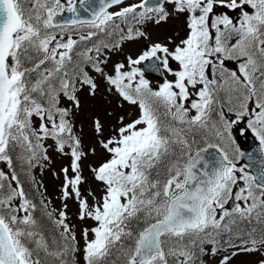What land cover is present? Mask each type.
Segmentation results:
<instances>
[{"label": "snow or ice", "instance_id": "6c2138e0", "mask_svg": "<svg viewBox=\"0 0 264 264\" xmlns=\"http://www.w3.org/2000/svg\"><path fill=\"white\" fill-rule=\"evenodd\" d=\"M241 255L264 264V0H0V264Z\"/></svg>", "mask_w": 264, "mask_h": 264}, {"label": "rangeland", "instance_id": "374dc122", "mask_svg": "<svg viewBox=\"0 0 264 264\" xmlns=\"http://www.w3.org/2000/svg\"><path fill=\"white\" fill-rule=\"evenodd\" d=\"M178 23V22H177ZM172 25L165 26L166 28H170ZM46 183L49 186V191L53 192L54 189V181L50 175L47 176L46 178ZM258 257L254 255H241L240 257L237 258L235 261V264H257Z\"/></svg>", "mask_w": 264, "mask_h": 264}]
</instances>
